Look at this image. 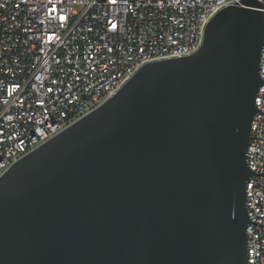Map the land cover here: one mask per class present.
<instances>
[{
    "label": "water",
    "instance_id": "95a60500",
    "mask_svg": "<svg viewBox=\"0 0 264 264\" xmlns=\"http://www.w3.org/2000/svg\"><path fill=\"white\" fill-rule=\"evenodd\" d=\"M264 4L190 55L143 64L0 176V264H248L247 149Z\"/></svg>",
    "mask_w": 264,
    "mask_h": 264
},
{
    "label": "built area",
    "instance_id": "2783aa9c",
    "mask_svg": "<svg viewBox=\"0 0 264 264\" xmlns=\"http://www.w3.org/2000/svg\"><path fill=\"white\" fill-rule=\"evenodd\" d=\"M236 1L0 0V176L143 64L197 51L206 23ZM255 103L264 112V83ZM247 163L264 172L263 113L252 117ZM245 192L248 216L264 225V177H249ZM246 231L248 264H264V226Z\"/></svg>",
    "mask_w": 264,
    "mask_h": 264
}]
</instances>
